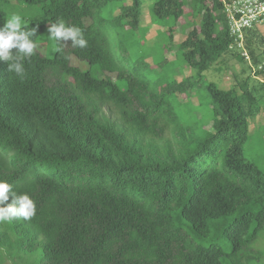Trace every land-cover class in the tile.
I'll list each match as a JSON object with an SVG mask.
<instances>
[{
    "label": "trees",
    "instance_id": "obj_1",
    "mask_svg": "<svg viewBox=\"0 0 264 264\" xmlns=\"http://www.w3.org/2000/svg\"><path fill=\"white\" fill-rule=\"evenodd\" d=\"M15 1L0 0V26L17 6L38 8L23 25L38 26L37 47L23 77L0 61V180L37 210L0 222V264L39 250L41 264H264V171L245 151L264 95L250 76L228 89L206 77L236 51L224 0H153L154 25L188 21L171 63L175 28L161 50L144 43L145 0ZM58 18L87 47L57 53L47 35L40 54ZM259 28L245 35L256 68ZM177 61L193 75L177 81Z\"/></svg>",
    "mask_w": 264,
    "mask_h": 264
},
{
    "label": "rangeland",
    "instance_id": "obj_2",
    "mask_svg": "<svg viewBox=\"0 0 264 264\" xmlns=\"http://www.w3.org/2000/svg\"><path fill=\"white\" fill-rule=\"evenodd\" d=\"M11 5H16L17 2L15 0H9ZM153 0H145L144 2V14L142 17V28H144L143 33L145 32V45L148 48H153L155 45H158V50H161L160 46L163 45V43L166 41L165 35L162 33L167 32L169 27H173L174 33H173V41L172 43L168 44L169 48L168 52H166V59L168 61L174 62L177 60V46L181 44L186 36L188 28H186L185 24L188 22L187 20H184L178 24H175L174 21L170 20L166 22L164 25L165 27H161L159 25H154L152 18H151V4ZM12 14H20L23 16V20L25 21L24 25L28 24V21L31 18H34L38 14V8H31L28 6H17L16 9L11 11L10 16ZM117 15V13H115ZM9 16V17H10ZM90 22L87 21V24ZM48 32L45 33V35L41 38V44L38 45V51L40 54L45 55L48 43H43L47 37ZM137 37H141V35L137 34ZM264 26L259 28V37H258V44L260 51H264ZM118 42L117 39H114V43ZM121 49V48H120ZM177 51V52H176ZM234 53H230L216 64L212 71L207 74V80L214 82L218 84L223 89H228L242 81H244L248 76L251 77L250 80V87L253 93L258 97L261 98L264 95V82L262 78H256L255 72L262 68H264V63H261V65L256 68L250 59H245V64L240 63L238 57L236 54L241 53L239 51H233ZM53 55V52L50 53V56ZM157 56H162L161 51H158ZM148 65H153V60L151 58L147 59ZM180 66V74L176 76L177 81H181L182 77H189L193 75V72L189 68L183 67V64H179ZM71 65L74 67H77L83 71L88 70L89 67L86 63L81 62L77 60L76 58H72ZM170 67V66H166ZM166 67L164 70H166ZM152 68H150L151 70ZM107 77H110L112 80H116V75H110L107 74ZM193 103H196V99H192ZM250 138L247 140V144L245 147L246 151V158L256 164L260 169L264 171V107H262L261 112L259 116L253 120L250 123ZM25 259H23L20 256V259L18 258H10L6 253H2V260L4 261V264H41L42 261V250L37 251L36 253L24 255L22 254ZM25 260V261H24Z\"/></svg>",
    "mask_w": 264,
    "mask_h": 264
},
{
    "label": "clouds",
    "instance_id": "obj_3",
    "mask_svg": "<svg viewBox=\"0 0 264 264\" xmlns=\"http://www.w3.org/2000/svg\"><path fill=\"white\" fill-rule=\"evenodd\" d=\"M25 21L20 14H12L6 18L0 26V61L8 62L11 73L23 77L25 74L24 60L31 58L37 43V27L24 28ZM48 36L56 42L53 51L59 53L60 45L67 46L71 41V47L85 48L87 40L84 38L81 28L66 23L64 19L58 18L49 22L47 27ZM16 52L13 54L12 50ZM11 196V203L5 205ZM37 205L28 193L18 194L13 191V185L5 180H0V222H10L22 218L29 220L36 215Z\"/></svg>",
    "mask_w": 264,
    "mask_h": 264
},
{
    "label": "built area",
    "instance_id": "obj_4",
    "mask_svg": "<svg viewBox=\"0 0 264 264\" xmlns=\"http://www.w3.org/2000/svg\"><path fill=\"white\" fill-rule=\"evenodd\" d=\"M224 14L229 34L234 40L231 49L239 51L245 59H250L245 48V35L264 26V0H224Z\"/></svg>",
    "mask_w": 264,
    "mask_h": 264
}]
</instances>
